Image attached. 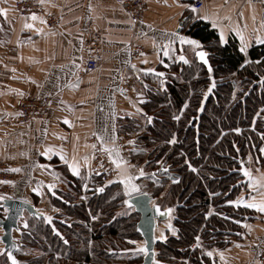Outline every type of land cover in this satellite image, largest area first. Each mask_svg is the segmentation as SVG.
<instances>
[{"label": "trees", "instance_id": "16d2710c", "mask_svg": "<svg viewBox=\"0 0 264 264\" xmlns=\"http://www.w3.org/2000/svg\"><path fill=\"white\" fill-rule=\"evenodd\" d=\"M183 27L208 53L211 71L195 53H187V62L167 59L164 76L151 75L159 84L147 81L141 111L120 119L118 132L135 136V165L144 156L155 165L142 178L143 191L162 208H172L177 233L159 241L156 261L214 264L204 250L225 248L241 238L243 223L254 217L249 207L229 201L247 192L243 169L249 162L264 163V43L242 53L236 35L221 42L206 20L186 21ZM246 59L251 62L245 64ZM213 80L216 86L209 92ZM63 173L66 188L51 194L60 211L43 218L27 214L21 220L17 256L36 255L20 264L141 263L144 253L134 251L139 245L132 243L142 239L140 215L125 205L122 184L103 186L97 179L85 198L76 200L83 181ZM99 186L104 192L98 193ZM4 212L0 205V217ZM199 239L200 246L193 247Z\"/></svg>", "mask_w": 264, "mask_h": 264}, {"label": "crops", "instance_id": "0c3cea01", "mask_svg": "<svg viewBox=\"0 0 264 264\" xmlns=\"http://www.w3.org/2000/svg\"><path fill=\"white\" fill-rule=\"evenodd\" d=\"M147 1L145 17L135 22L117 0H43L56 18L51 27L41 22L46 21L43 16L33 20L32 16L19 15L13 9V0H0V9L5 10L0 12V160L9 169H19L13 197L33 203L47 215L59 212L51 194L58 187L66 188L64 171L81 178L79 196L85 197L96 143L126 162L116 166V181L126 190L125 178L131 177L130 184L138 189L126 190L127 196L142 192L139 187L145 174L140 175V168L131 161L133 149L123 146L118 123L124 116L141 111L147 81L152 74L168 68L167 59L175 58L177 62L181 55L186 57L199 49L181 43L180 37L194 39L184 30V23L206 20L216 25L213 27L219 35L223 30L225 41L230 34L236 35L240 46L242 34L247 51L252 45L261 44L256 42L257 37L264 39V2L206 0L201 9L193 12L189 7L191 0ZM26 24L34 27H25ZM38 28L43 31L37 32ZM92 30L102 33L103 61L97 70L85 73L83 41ZM130 44L144 46L145 52L135 56ZM127 76L134 79L138 88H124ZM45 95L51 97L50 116L20 123V100ZM262 148L264 152V143ZM73 163L78 165L79 175L71 170ZM247 169L260 184L249 187L247 176L248 190L240 198L252 203L254 196L255 202H260L264 199V163L249 162ZM250 209L254 217L243 223L241 238L225 248L204 250L213 253L210 257L214 264H260L264 212ZM159 228V236L166 238L177 233L171 220L161 222ZM15 237L19 239L20 233H15ZM196 246H200L199 240L193 244ZM2 247L0 240V264H7Z\"/></svg>", "mask_w": 264, "mask_h": 264}, {"label": "built area", "instance_id": "2783aa9c", "mask_svg": "<svg viewBox=\"0 0 264 264\" xmlns=\"http://www.w3.org/2000/svg\"><path fill=\"white\" fill-rule=\"evenodd\" d=\"M206 0H191V5L195 8L201 9L204 6ZM255 2H264V0H252ZM130 14L131 18L138 22L142 20L149 8L147 0H117ZM13 9L19 15L22 16H32L33 13L36 16H43L49 26H54L56 18L54 14L48 12L46 6L39 0H13ZM84 49L86 52L84 70L83 72L89 73L97 70L103 61V42L102 33L99 30H92L84 38L83 41ZM131 52L135 56H139L145 52V47L139 44H130ZM175 60V58H173ZM152 85H158V81L150 80ZM124 88L131 90L133 88H138L134 79L131 76H127L124 81ZM51 97L45 95L43 97L26 96L23 97L18 104V121L20 123H26L29 120L36 119H47L51 112ZM135 137L133 134H126L122 137L123 146L134 149ZM0 160V197H8L12 194L11 182L18 179V172L14 171L12 168ZM118 176V170L115 163L109 155V150L105 149L102 145L96 143L93 152V166L91 170L90 177L88 179V184L90 186L94 185L95 178H97L102 183L110 182L116 179ZM1 200V199H0ZM34 253H29L23 256V259L34 256ZM260 264H264V249L260 254Z\"/></svg>", "mask_w": 264, "mask_h": 264}, {"label": "water", "instance_id": "95a60500", "mask_svg": "<svg viewBox=\"0 0 264 264\" xmlns=\"http://www.w3.org/2000/svg\"><path fill=\"white\" fill-rule=\"evenodd\" d=\"M199 51H205V49H198L195 52V56L198 62L204 64L209 70L210 62L208 56V63L206 64L197 55ZM100 188H103V191H99ZM97 191L98 193L104 192V187H98ZM0 205L6 211L0 217V228L2 229L0 240L3 243L1 253L5 254L9 263L12 264L11 257L8 255L9 252L19 261L17 251L20 244L15 239V232H21V220L25 218L26 214L33 215L37 218L46 217L47 214L39 210L33 203L15 197L4 198ZM125 205L128 208H133L140 215L137 222V232L144 242L148 241L149 253L147 255L144 254L143 260L139 264H155L156 245L160 241V239H157V226L160 221L171 219L172 211L169 213L167 210L172 208H162L161 205L154 203L153 197L148 192L129 195L126 198Z\"/></svg>", "mask_w": 264, "mask_h": 264}, {"label": "snow or ice", "instance_id": "6c2138e0", "mask_svg": "<svg viewBox=\"0 0 264 264\" xmlns=\"http://www.w3.org/2000/svg\"><path fill=\"white\" fill-rule=\"evenodd\" d=\"M41 2H43V0H41ZM189 7L191 8V10H192L193 12H197V11H198V10L195 8L194 5H190ZM4 11H5L4 9H0V12H4ZM203 18H204V19H209V17H207V16H205V17H203ZM32 19H33V20L38 19V17L36 16L35 13L32 14ZM41 22H42V23H46V21H44V20H42V19H41ZM213 26L215 27L216 25L214 24ZM25 27L32 28V27H34V25H33V24H26ZM36 31H37V32H42L43 29H39V28H38V29H36ZM220 38H221V42H225V37H224L223 30H221V32H220ZM240 39H241V42H242V44H241V48H240V51H241L242 53H246V52H247V45L244 44V36H243L242 34L240 35ZM180 41H181L182 44H183V43H188V44H191V45H195V46H197L198 48H202V47H203L202 44H201L199 41H197V40H195V39H192V38H188V37H180ZM256 42H257V43H264V39H262V38H260V37H257V38H256ZM168 54H169L168 51H165V52H164V55H165V56H167ZM197 55L199 56V58H200L202 61H204V63H206V64L208 63V61H207L208 53H207V52H205V51H199V52H197ZM179 59L182 60V61L187 62V61H186V57H184L183 55H181V56L179 57ZM250 62H251V61H249V60H247V59L245 60V64L250 63ZM241 66L243 67V65H241ZM149 71H154V70H149ZM209 71H211V65H209ZM158 75L161 76V77H163V76H164V73H158ZM262 83H264V81H262ZM215 86H216V85H215V81L213 80V82H212V86H211V88H209V92H211L212 88H215ZM148 119H149V121H150V120H151V117H149ZM176 119H179V117H176ZM66 122H67V123H70V121H67V119H66ZM235 131L240 132L241 129L237 128V129H235ZM171 142L174 143L175 140L173 139ZM130 143H134V141H130ZM44 154H45V155H48L47 152L44 153ZM109 155L113 158V161L116 163V166H117L118 168H119L122 164L126 163V162L123 161L122 159H117L115 156H113V153L111 152V150H109ZM62 159H63V157H62ZM71 170H72L73 173H75L76 175H79V167H78V165H77L76 163H73V164L71 165ZM14 171H19V169H14ZM243 171H244V174H245L246 176H248V178H249V180H250L249 187H253V188H255L256 185L260 184V180L257 179L256 177H253V176L251 175V173L249 172L248 169L245 168V169H243ZM140 175H144L143 170L140 171ZM130 180H131V177H127V178H125L126 190H129V191H137V190H138V189H137V186H136L135 184H130ZM109 183H111V181H110ZM262 186H264V185H262ZM50 187H53V186H50ZM85 187H87V186H85ZM33 191H39V189H33ZM99 191H103V188H100ZM3 198H4V197H0V199H3ZM251 199H252V201H253L252 203H249L247 200H244L243 198H240V199H238V200H236V201H229V203H234V204H237V205L243 203V204H246L247 207H249V208L258 209L260 212H264V199H262L260 202H255L256 198H255L254 196H253ZM129 203H130V202H129ZM167 211H168L169 213H171L172 209H168ZM93 219H97V217H93ZM48 220L51 221V217H48ZM169 227H171V226L169 225ZM173 231H175V229H173ZM157 239L165 240L166 237L163 236V235H161V236L157 237ZM65 243H67V241H65ZM132 243H137V242H136V241H133ZM135 251H136V252H142V253H144V254L147 255V254L149 253L148 241H145L144 244H143L142 246L138 247L137 249H135ZM8 255L11 257L12 264H20V262L16 259V257L13 256L10 252L8 253ZM208 255L211 256V255H213V253H212V252H209ZM221 258L223 259V254H221ZM156 264H159V262L157 261Z\"/></svg>", "mask_w": 264, "mask_h": 264}, {"label": "rangeland", "instance_id": "374dc122", "mask_svg": "<svg viewBox=\"0 0 264 264\" xmlns=\"http://www.w3.org/2000/svg\"><path fill=\"white\" fill-rule=\"evenodd\" d=\"M149 152V151H148ZM141 160H143V162L141 163V164H138V165H136V166H138L139 168H140V171L141 170H143V172H144V174H146V175H149L150 173H152L151 171L149 172V170H152L151 169V165H152V167H154L155 165H153L152 163H150V162H148L149 160H150V158L148 157V156H144V157H142L141 158ZM159 163V162H158ZM149 169V170H148ZM121 183V182H120ZM140 183H141V186L139 187V191H142V190H144L145 189V184H146V181H145V179L143 180V179H141V181H140ZM64 185V184H63ZM106 185V184H105ZM104 185V186H105ZM62 188H64V187H62ZM123 192H124V194H125V196L127 197V191L124 189V187H123ZM85 197L84 196H80V200H82V199H84ZM161 233V228H159L158 230H157V234H158V236H159V234ZM200 240V242H201V239H199ZM143 243H144V241L141 239L140 240V245L138 246V247H140V246H142L143 245ZM138 247H136V249L138 248ZM133 250V249H132ZM134 251H135V249H134ZM207 254V253H206ZM158 261V260H157ZM156 261V262H157ZM156 262H155V264H156Z\"/></svg>", "mask_w": 264, "mask_h": 264}]
</instances>
